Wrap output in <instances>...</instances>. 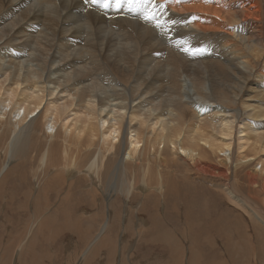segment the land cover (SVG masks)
<instances>
[{
  "label": "bare ground",
  "instance_id": "bare-ground-1",
  "mask_svg": "<svg viewBox=\"0 0 264 264\" xmlns=\"http://www.w3.org/2000/svg\"><path fill=\"white\" fill-rule=\"evenodd\" d=\"M247 1L254 21L245 32L229 0H138L131 7L125 0L120 8L115 0L108 8L91 0H0V135H9L0 144L8 160L0 170V200L6 185L10 201L18 195L15 187L26 176L21 165L51 171L40 177L43 187L34 200L42 214L30 222L27 237L7 230L0 236V264H43L38 249L53 247L54 235L67 230L90 249L80 264H91L92 251L106 248L114 231H120L115 244L122 246L132 226L118 224L117 213L110 221V207L94 239L80 235L77 215L80 204L95 207L104 195V177L114 188L110 181L118 171L128 183L123 193L131 195L136 186L147 200L141 211L155 221L151 231L154 223L167 226L154 212L156 200L180 213L181 199L180 214L208 217L209 206L195 202L197 188L214 190L220 201L240 209L234 208L226 231L221 223L205 237L192 221L195 233L190 228L180 234L176 220L165 215L181 242L166 235L176 252L171 264H201L210 260L208 252L216 258L210 264H264V0ZM22 159L10 168L9 162ZM75 166L84 178H76ZM60 182L68 184V193ZM20 195L26 203L33 198L31 190ZM204 199L213 203L211 195ZM58 201L61 207L50 209ZM138 211L139 226L130 233L143 242L148 223ZM89 220L87 215L84 222ZM84 226V236L94 230ZM217 229L226 249L216 242ZM219 247L227 256H217ZM108 252L112 264L114 252Z\"/></svg>",
  "mask_w": 264,
  "mask_h": 264
},
{
  "label": "rangeland",
  "instance_id": "rangeland-1",
  "mask_svg": "<svg viewBox=\"0 0 264 264\" xmlns=\"http://www.w3.org/2000/svg\"><path fill=\"white\" fill-rule=\"evenodd\" d=\"M229 1H231L232 2V6H234V14H235V12H237V15L236 16H238L240 18V20H241L240 21V26H246V31L245 32L249 31L247 29V25L250 24L252 21H254V19L250 17V16H254V13L251 12L250 10L246 11V9H248L247 7L250 6V2L247 1V0H229ZM111 5H113V3ZM247 14H249V17H247ZM261 16L263 17V14L262 13H261ZM27 24H28V30H29L30 27H31V23H27ZM233 28H234V26H232L231 29L228 30V32L229 33L230 32H233ZM170 36H172V35H170ZM14 51H16V50H14ZM135 105H136V103L134 104V106ZM35 128H33V130ZM37 128H38V125H37ZM5 136H6V138L5 139H2L4 137V135H0V137H1L0 138V144L3 141H5V140L8 139L9 135H5ZM124 144L125 143H123V145ZM32 153L33 152H29V155H32ZM2 155H3V153H0V170H1L2 165L6 164L8 162V160H6L7 159L6 156H4V158H3ZM69 156L72 157V158L74 157V161L76 162V160H77V154H74L73 152H71L69 154ZM12 161L9 162L10 163L9 164L10 168L15 163H17V165L20 166V164L24 160L22 159L21 161L20 160L19 161L12 160ZM86 163L87 162H85L84 164H86ZM110 166H112V165H110ZM32 167H35V166L32 165V166L29 167L28 164L21 165L22 173L24 174V176L26 175L25 178L26 177L27 178L26 179L25 178L23 179V181L25 180L24 182L21 181L23 183L22 185H20L21 187H19V188L18 187H15V189L17 190L16 192H18V195L17 194H14V195L12 194L14 199H11V201H10L11 193H9V191H11V189L9 188L8 185H6V190H7L6 192L7 193H5L4 196H3V199L0 200V236H3L2 234L4 233V231L6 232V230H7V232L8 231H10V233L13 232L14 234H16L18 236L27 237V232H28L29 227L30 226H33V224H30V222L31 221L34 222L35 218L37 216H40L42 214L41 211H38L37 208H36V205H35L36 204V201L34 200L35 199L34 196H36L38 190H40V188L43 187V184H41L42 179L45 180V177L47 178L48 175L51 173V171L49 170V171L45 172L44 171V168L45 167H44V168H42V171L43 172L41 170H40V172H37L36 169H33ZM83 167H84V165H83ZM23 168H26V169H23ZM62 168H65V165ZM76 168H74L75 169L74 172L77 174L76 175V178H80V177L81 178H84L83 171L82 170L78 171V168L77 169ZM33 171L37 172V175ZM39 174H41V175H39ZM117 174L118 175L115 178L116 181L114 179L112 181H110V179L108 178L109 181H110V183L113 184V186H114V188L111 186L112 189H110L108 187V184H106L107 183L106 182L107 176L104 177V180L105 181H104V183H102V185H100L101 187L102 186L104 187V188H102L103 191H104V193H103L104 195L103 196H101V195L99 196L98 195L99 200L97 199V201L95 203V205H96L95 207H93V206H91V208H90V206L89 207H86L87 206L86 204H80L79 205L80 208L77 209V213H78L77 215H78V217H80V220L81 219L83 220L82 221L83 222L82 223L83 224V226H82L83 231L80 233V235L83 238H88V236H89L90 237L89 239H91V238L94 239V236L96 235V231L95 230H97L96 227H98L99 225H103V223L106 222V219L109 218V212L110 211H109L108 207H110V209H111L110 221L113 220L114 216L117 213V221H119L118 224H124V223L126 225L127 224H130V226H132L131 229H129L130 231L132 229H136V227L139 226V222L140 221L137 220V218H136L137 215H138V212H139L138 210H140V211L142 210V207L144 206V203L147 200L145 199L144 196L142 198H140L139 192H138L136 186H135V190L136 191H134V193H132L129 196H127L126 194H124L123 191H122L123 190V187L128 186V183H127L126 180H123L125 178L122 177V174L119 171H118ZM140 177L142 178L141 175H139L138 177H136L137 178L136 179V182L140 183L139 187L142 185V181L140 182ZM84 181L85 180L82 181V184H83ZM201 182H202V180H201ZM82 184H81V186H82ZM117 184H120V185H117ZM67 186H68V184H67ZM67 186L65 184H62V187L64 188L63 190L66 193L69 192V189H68ZM204 186H206L204 188H207L208 185L206 184ZM22 188L24 189V191H23ZM208 188H210V190H213L209 186H208ZM28 190L29 191L31 190V193L33 195L32 196L33 198L30 200V202H27L26 203L27 197L26 198L25 197H22L23 195H20V192H23L25 194V192L28 191ZM199 190H200V188H197V190L195 192V195L196 194L199 195V198L194 197L196 199L195 202H199L198 205H203V206H206L207 205V206H209V207H207L208 210H209V212L211 210L212 211L210 212V214L209 213L207 214L208 217H206L203 214H195V215H192L193 218L191 219V216H190V218L188 216L189 213H187L186 215L180 214L181 213L180 209L182 208V200L181 199L180 200L177 199L178 200V209H179V212L180 213H178L176 211H172L169 208H167L168 206H166V204H165V202L163 200L161 202L158 201V200H156V206H155L154 212H155L156 216H160V219L163 218V221L165 220L164 223L166 222L165 224L167 226H165V225H160L159 226V224H158L157 227H156V224L157 223L156 224L154 223V226H153V229L154 230L151 231L150 230V227H149L150 221L153 223L154 220L151 219L152 216H151L150 213L145 212L143 210V211H141L139 218L140 219L143 218L142 220H144L145 222L148 223L147 224V227H144L142 229V233L146 234L145 237H144V241L143 242H140L142 238L139 239L140 237L138 238V236L133 238L134 234L131 235V233L129 231L128 235L126 234V236H125L126 239H128V240L125 239V241L123 242L122 246H121V244H118V246H117L115 244V241H116L117 237L119 236V240H118L119 243L121 242L122 238L119 235V233H120L119 230L114 231V232H112L113 234L111 233V235H110L111 240H110V242L107 243L108 245L106 246V248H103V249H100V250L99 249H96V250H93L92 251L93 254L94 253H96V254H95L94 260H92V262H90V263L91 264H110V262L108 263V257H107V255H110V254H108L109 253L108 251H110V252H114L113 253V258H112V261H113L112 264H114V263L115 264H122L123 259H126V258H127V262L125 264H171L172 263V261H171L172 260V256L174 255V253L176 254V252L173 251L171 249V247L169 246V244L167 243V238L168 237L166 235L170 234L169 237L172 238L174 236L173 238H174V241L175 242L176 241L179 242V243H181V242H180V238L175 237L174 234L172 235V233H171V231L169 229L170 226L168 224V221H167L166 217H164L165 215H167V217H169V215H172L173 219L176 220V223H175L174 227L177 228L176 230L179 233L180 232L183 233L185 230L188 233V231L191 230L190 228H192L193 229L192 231L195 233L196 230H194V227H191L190 226V223L192 221V222H196L197 223L196 229H197L198 232H200L202 234H205L204 237L207 234L211 233V231H213V233H212V236H213L214 230L216 228H218L221 223L223 224L222 226L224 228V225H226L228 223V221L230 219H232L231 216H232V213H233L234 208H235V210H238L239 208H237L235 206L233 207V205L232 206H228L227 203H229V202H227V200H225L227 203H225L224 201H220L217 197L214 196V195H217L216 192L214 193V190L212 192L214 195L209 194L210 192L206 191L205 189L204 190L206 191V193H198ZM112 191H113V193H112ZM163 192H165V191L163 190ZM50 193H51V191H50ZM110 193H112V194H110ZM205 194L211 195V199L213 200V203L214 204L211 202V200L208 201L207 204H205V202H206V199H204L205 198ZM40 195H41V197L42 196H45L43 193H41ZM71 195L72 196L74 195V192L73 191H72ZM111 195H113V196H111ZM107 196H109V197H107ZM19 199H21V200H19ZM149 199H152V198H149ZM18 201H20V202H18ZM59 201L56 202V203H50V205L54 204V205H52V207H50V209L56 207V205L57 206H60V204H59L60 202ZM191 201H193V200H190V201H188L186 203L187 204H190V205H193L191 208L196 207L194 204H192L194 202H191ZM218 201H219V203H218ZM41 202H43V199L41 200ZM106 202L108 203L107 204V208H106ZM141 202H142V204H141ZM29 203H30V205H29ZM127 203H128V206L129 207L127 206ZM150 203H152V201H150V202H148L146 204H150ZM113 204H114V208H112V205ZM184 205H183V209L186 210V208L184 207ZM23 206H24V208H23ZM215 207L218 208V209H216ZM129 208H131V209H129ZM22 209H24V210H22ZM54 209H52V210H54ZM87 209H89L88 210V213L86 211L83 212L84 210H87ZM221 209H225L226 212H224ZM230 209H232V211ZM195 210H200V209H195ZM238 212H241L240 209L238 210ZM47 213H48V211H47ZM62 213H64L63 210H62ZM216 213H218V214H216ZM242 214L245 217H247V215L245 213L242 212ZM87 215H88V219H90L89 220L90 224H88L89 223L88 221L87 222H84V219L86 220ZM221 215H223L222 218H221ZM225 215H226V217H225ZM228 215H229V217H228ZM90 216L91 217H94V218H91ZM199 216H201V217H199ZM188 218H189V220H188ZM91 219H93V220H91ZM95 219H97V220L95 221ZM123 219H124V221H123ZM193 219H195L196 221L193 220ZM204 219H206V220H204ZM219 220H220V222H219ZM221 220H222V222H221ZM252 222H254L256 224V221H252ZM252 222H250L248 224L249 225L250 224H253ZM214 223L217 224V227L215 226ZM84 224H86L88 226L90 225L89 227H93L94 226V230L91 229L93 231L91 233H89L88 235H85V236H84L85 232L88 233L89 230H88V228H85ZM186 225H188V227ZM170 228H172V227H170ZM188 228H189V230H187ZM253 230L254 229H251V231H253ZM216 231H217L216 232V235H217L216 236V242H217V240H219V237H218L219 231H218V229ZM224 231H226L225 228H224ZM58 234L59 235H57V234L54 235V240L57 243H55V245L53 247H46V248L43 247V250H40L41 248L38 249V252L40 253V256H43L42 259H41V263H43V264H80L82 261H84V259L90 257V256H88L86 254V252H89L90 249H87L86 248V246L84 245L83 240L81 239V237L77 236V234L71 233V231H69V230L64 231L62 233H58ZM13 236H15V235H13ZM6 238H7V236H6ZM133 239H136V241L133 242L134 241ZM181 241H183L184 243H183V245L180 244L182 247L179 248V249L182 252V256L183 257H184V254L187 255V257L185 259L188 260V256H189L188 255V251H190V250H189L188 247H186L188 245L185 243V241L182 240V239H181ZM170 243H172V241H170ZM218 243L220 244V246H224V244H223V242H222L221 239L217 242V244ZM188 244H189V246H192L189 241H188ZM221 248L222 247H219V249H217L215 251L213 250L217 254V256H218V254L221 256V253H223L225 255V252ZM224 248H225V246H224ZM1 249L3 250V247H1ZM206 249H209V245L208 244L206 245ZM15 252H16V250L14 251V259L17 260L18 259V255L16 256V253ZM12 254H13V250H12ZM208 254L210 256V260L209 261L208 260L207 261L206 260H204V261L202 260L200 262L201 264H210V262L216 260V258H213L212 257V252H208ZM205 256H207V255H205ZM225 256H227V255H225ZM5 257H7V256H5ZM19 261H21L20 258H19ZM22 261H23V264H25L24 263V260H22ZM8 263H9V260H8ZM27 263H31V262H27ZM12 264H14V261L12 262ZM17 264H21V262H19Z\"/></svg>",
  "mask_w": 264,
  "mask_h": 264
},
{
  "label": "snow or ice",
  "instance_id": "snow-or-ice-1",
  "mask_svg": "<svg viewBox=\"0 0 264 264\" xmlns=\"http://www.w3.org/2000/svg\"><path fill=\"white\" fill-rule=\"evenodd\" d=\"M125 0H115V7L120 8ZM138 0H127V3L131 7L134 3H137ZM91 3L100 5L103 8H108L112 4V0H91ZM146 18H148L146 16ZM185 51H189V49H185ZM196 51H203L202 49H197Z\"/></svg>",
  "mask_w": 264,
  "mask_h": 264
}]
</instances>
